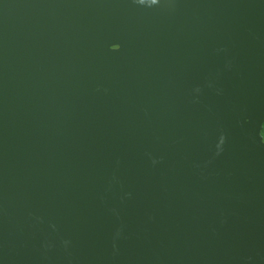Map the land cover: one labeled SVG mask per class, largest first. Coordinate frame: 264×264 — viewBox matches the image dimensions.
Listing matches in <instances>:
<instances>
[{"label": "water", "instance_id": "95a60500", "mask_svg": "<svg viewBox=\"0 0 264 264\" xmlns=\"http://www.w3.org/2000/svg\"><path fill=\"white\" fill-rule=\"evenodd\" d=\"M0 264H264V0H0Z\"/></svg>", "mask_w": 264, "mask_h": 264}]
</instances>
